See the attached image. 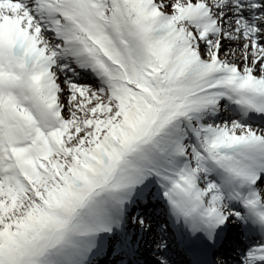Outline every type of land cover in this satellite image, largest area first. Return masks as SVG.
<instances>
[{
	"label": "snow or ice",
	"instance_id": "6c2138e0",
	"mask_svg": "<svg viewBox=\"0 0 264 264\" xmlns=\"http://www.w3.org/2000/svg\"><path fill=\"white\" fill-rule=\"evenodd\" d=\"M0 264H264V0H0Z\"/></svg>",
	"mask_w": 264,
	"mask_h": 264
}]
</instances>
